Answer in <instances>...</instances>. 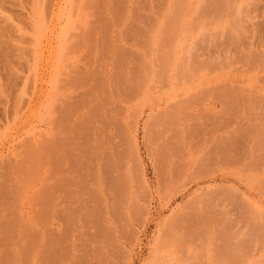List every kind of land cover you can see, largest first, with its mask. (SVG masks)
Listing matches in <instances>:
<instances>
[{
  "label": "rangeland",
  "instance_id": "374dc122",
  "mask_svg": "<svg viewBox=\"0 0 264 264\" xmlns=\"http://www.w3.org/2000/svg\"><path fill=\"white\" fill-rule=\"evenodd\" d=\"M0 264H264V0H0Z\"/></svg>",
  "mask_w": 264,
  "mask_h": 264
},
{
  "label": "bare ground",
  "instance_id": "6f19581e",
  "mask_svg": "<svg viewBox=\"0 0 264 264\" xmlns=\"http://www.w3.org/2000/svg\"><path fill=\"white\" fill-rule=\"evenodd\" d=\"M59 203H60V202H59ZM61 210H62V209H61ZM61 210H60V211H61ZM66 211H68V210H66ZM61 212H62V211H61ZM63 212H65V211L63 210ZM59 215H60V214H59ZM61 216H62V215H61ZM56 218H57V217H56ZM30 249H31V248H30ZM98 250H99V249H98ZM96 253H97V252H96ZM68 254H69V253H68ZM100 254H101V253H100Z\"/></svg>",
  "mask_w": 264,
  "mask_h": 264
}]
</instances>
